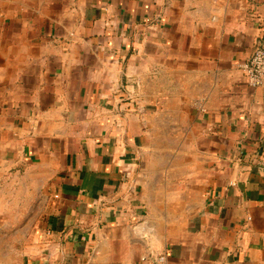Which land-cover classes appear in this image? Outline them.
<instances>
[{
    "label": "crops",
    "instance_id": "0c3cea01",
    "mask_svg": "<svg viewBox=\"0 0 264 264\" xmlns=\"http://www.w3.org/2000/svg\"><path fill=\"white\" fill-rule=\"evenodd\" d=\"M263 47L264 0H0L31 264H264V90L239 69Z\"/></svg>",
    "mask_w": 264,
    "mask_h": 264
},
{
    "label": "rangeland",
    "instance_id": "374dc122",
    "mask_svg": "<svg viewBox=\"0 0 264 264\" xmlns=\"http://www.w3.org/2000/svg\"><path fill=\"white\" fill-rule=\"evenodd\" d=\"M9 169L6 176L7 168H0V264H31L44 255L38 225L43 204L35 191L39 185L26 170L18 176L14 167Z\"/></svg>",
    "mask_w": 264,
    "mask_h": 264
},
{
    "label": "built area",
    "instance_id": "2783aa9c",
    "mask_svg": "<svg viewBox=\"0 0 264 264\" xmlns=\"http://www.w3.org/2000/svg\"><path fill=\"white\" fill-rule=\"evenodd\" d=\"M239 69L251 88L264 90V47L257 49L250 60L242 63ZM65 227L69 228L71 225L66 224ZM164 262L165 257H159V263Z\"/></svg>",
    "mask_w": 264,
    "mask_h": 264
}]
</instances>
